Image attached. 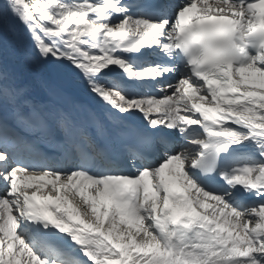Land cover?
<instances>
[{
  "label": "snow or ice",
  "instance_id": "snow-or-ice-1",
  "mask_svg": "<svg viewBox=\"0 0 264 264\" xmlns=\"http://www.w3.org/2000/svg\"><path fill=\"white\" fill-rule=\"evenodd\" d=\"M0 264H264V0H3Z\"/></svg>",
  "mask_w": 264,
  "mask_h": 264
},
{
  "label": "bare ground",
  "instance_id": "bare-ground-1",
  "mask_svg": "<svg viewBox=\"0 0 264 264\" xmlns=\"http://www.w3.org/2000/svg\"><path fill=\"white\" fill-rule=\"evenodd\" d=\"M0 3H3V0H0ZM13 62L17 66V71L19 72V74L22 77H24L25 79L30 78V74H29V72L27 70L26 60H25V57H24V55L22 53L18 52L15 55ZM113 67H115V66H113ZM97 99L100 100V98H97ZM100 102L104 103L102 100H100ZM43 191H46V190H43Z\"/></svg>",
  "mask_w": 264,
  "mask_h": 264
},
{
  "label": "rangeland",
  "instance_id": "rangeland-1",
  "mask_svg": "<svg viewBox=\"0 0 264 264\" xmlns=\"http://www.w3.org/2000/svg\"><path fill=\"white\" fill-rule=\"evenodd\" d=\"M89 218H91V217H89Z\"/></svg>",
  "mask_w": 264,
  "mask_h": 264
}]
</instances>
